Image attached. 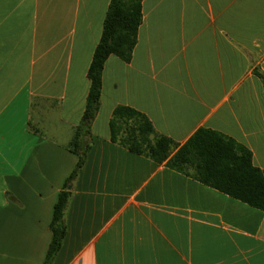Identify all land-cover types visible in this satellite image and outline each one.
<instances>
[{"label":"crops","instance_id":"crops-1","mask_svg":"<svg viewBox=\"0 0 264 264\" xmlns=\"http://www.w3.org/2000/svg\"><path fill=\"white\" fill-rule=\"evenodd\" d=\"M111 0H0V264H264V210L111 139L118 106L178 147L201 128L264 170V0H143L130 61L110 55L99 110L69 144Z\"/></svg>","mask_w":264,"mask_h":264},{"label":"trees","instance_id":"trees-1","mask_svg":"<svg viewBox=\"0 0 264 264\" xmlns=\"http://www.w3.org/2000/svg\"><path fill=\"white\" fill-rule=\"evenodd\" d=\"M143 0H111L103 25L102 37L95 49L88 70L91 82L81 124L69 148L79 155V162L67 181L78 175L85 160L82 138L99 110L103 68L114 54L130 61L143 20ZM111 139L129 150L166 164L205 185L226 193L253 207L264 210V170L253 163L250 149L221 132L201 128L183 145L157 134L143 113L127 106H118L110 121ZM71 197L63 190L54 207L51 222L52 240L44 264H51L61 249L66 235L65 213Z\"/></svg>","mask_w":264,"mask_h":264}]
</instances>
